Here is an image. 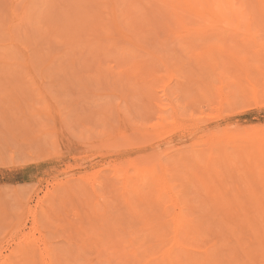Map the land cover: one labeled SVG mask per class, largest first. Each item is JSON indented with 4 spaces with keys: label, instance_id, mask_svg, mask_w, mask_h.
Instances as JSON below:
<instances>
[{
    "label": "rangeland",
    "instance_id": "1",
    "mask_svg": "<svg viewBox=\"0 0 264 264\" xmlns=\"http://www.w3.org/2000/svg\"><path fill=\"white\" fill-rule=\"evenodd\" d=\"M192 1L194 0H0V264H101L104 262V264H121V262L130 264L133 263L131 257L129 259L130 263H127L126 257L123 258L118 253L119 251H125L120 250L122 249L121 245H127L123 242L126 235H124L122 229L129 232L136 229L138 234H141L139 237L143 236L142 238L147 239L144 245L145 248L144 246L141 247V244L140 246H134L135 243L132 245L133 249L136 247L139 255L142 254L139 261L142 262V259H145L146 261L144 262H147L154 256L153 259L158 261L160 259L158 257H163L162 253L167 247L173 246L172 235L175 236V234H172L174 231L171 229L172 231L170 230V234L166 237L167 240L165 239L166 242L162 246L160 245L161 248L156 247L158 250L160 249V251L157 250L158 253L161 252V256H159L160 254L156 256L158 253L156 254V249L153 246L156 245V242L158 244L160 239L155 234L158 233L159 235L161 232L156 233L158 230L155 226L160 225V223H163L162 225L166 223L169 226V219L173 224L174 222H172L170 215L174 213L181 212V215L187 213L192 216L195 212L193 211L194 209L196 214L194 213L195 215L190 216L194 221L188 218L187 222H185L188 227L186 229L189 231L185 232L189 234L185 233V236L182 237V243L183 246L188 243L186 245L187 249L192 245H194L192 249H195L189 248V251H186L184 247V251L179 253L183 255L184 261L180 258L177 263L191 264L192 259H190L189 263L185 259L187 258L186 256L193 255L197 257H192V262L194 261V264H197L196 261L201 260V252L203 251L205 256V253L208 254L206 259L204 257L203 260L208 261L207 258H210L209 264L214 257L216 259L214 264H235L234 260L237 264H264V258L260 257L262 254L261 250L255 247L253 240L251 245V240L249 239V236L252 235H250V228L248 229L249 231L245 228L249 234L246 233L244 229V223L246 222L240 221L242 218L239 217L243 215L247 217V213L252 211V208L249 211L246 210L250 206L246 205L247 203L243 199L251 198L248 187H246L247 184L249 185L248 178L250 177H246L245 174L246 171L252 173L251 169L247 170L246 165L240 163L235 156L233 161L235 158L236 160L233 163L236 164V166L234 165V168L236 167L238 170L236 172V168L234 171L228 169L225 162L219 157V160L214 159L215 155L218 156L219 152L221 153L224 148L235 146L242 148L243 145L246 147L247 144L248 147L249 145L251 147L249 150H253V152L250 151L253 153L251 155L255 157L259 153L257 156H260L259 158L263 160L261 164H264V53L261 52L263 57H259L260 59L258 56L255 59V55H252L255 54L258 48L253 46L254 41H250V38L248 42L246 41L247 39L244 36H247L245 32L247 27H242L241 33H237L236 35L238 36L236 38L233 37L235 35L231 32L229 34L221 30L213 31L211 28L208 32H203L200 26L203 25L202 27H204L205 25L207 27L209 25L207 23L209 21L206 19L208 18L207 14L204 13L205 10H202L205 8L202 7L203 5H195L194 3L197 1L194 3ZM235 1V3L238 2L239 4L245 3L244 0ZM263 1H246V3L249 2L252 5L249 6L247 4L249 8L258 9L259 14H256V16L259 15L260 21L256 17L254 20L260 22L258 26L261 27V30L260 28L258 29L257 23L254 21L256 24L254 23L252 28L258 31H252L256 36L258 33L260 34L261 38H258L259 34L256 38L257 42L259 40V44L264 43ZM82 4L86 5V7L82 8ZM75 5L80 7L78 8ZM73 7L78 9L75 10ZM213 7L211 6V8ZM72 9L76 12V16ZM251 9L248 10L251 12ZM64 10H67V12L65 13ZM70 11L71 14L69 13ZM260 11L263 15L262 18ZM66 20L68 21L67 23H65ZM71 23L76 25L73 26ZM95 24L97 25L95 26ZM184 27L188 29H184ZM248 29L250 30V26ZM71 31L73 32L72 34ZM198 32L201 33L200 36ZM74 35L77 38H74ZM187 35L190 36L188 37ZM240 37L246 39L244 42L246 41L247 46L249 45L248 47L246 46L247 48L244 46L246 43L242 41L243 38ZM261 39L263 40L262 42ZM221 41L225 45L226 43L230 45L232 41L237 42V48L234 42L231 43L229 46L231 51L234 49L233 45L238 51L240 49H238L239 45L246 48L244 51L247 56L251 54L249 57L252 56L253 59L248 57V60H245L246 63L243 61L242 65L239 64L240 67L242 66L241 69L244 68L242 69L243 75L239 73L241 72L240 67L236 63L234 64L233 61L230 62L228 60L226 53L221 52L224 55L223 57L219 50H217L218 52L216 51V48H227L228 45L223 46ZM252 47H255V50ZM209 48H213L214 50L212 51L216 54L214 55L213 53V56H209L212 53ZM208 49L210 50L209 52ZM236 50L232 52L236 53ZM231 51L230 53H232ZM245 53H241L243 54L242 57L246 56ZM208 56L210 58H207ZM221 57L224 61L220 60ZM226 58L228 61H226ZM208 60L212 61V63ZM255 60H257V63ZM220 61L223 62L220 63ZM236 65L237 69L235 68ZM243 76H246V78H243ZM255 81L258 86L254 85L256 84ZM247 84L249 87L252 86L253 89L252 87L249 88ZM242 86L246 87L242 88ZM257 94L260 95L261 99L258 98ZM195 125L196 128L204 130L200 129L204 133L201 134L206 137V132H209V129H215L217 132L221 129L223 131L218 134L220 135L223 132L222 134L228 136L222 138L223 140L219 139L218 144H216V140H213L212 143L210 140L208 141L210 142L208 146L205 143H203L205 146H202L201 143L198 145L193 140L195 139V137L193 138V132L196 130L193 126ZM252 127L257 133L252 130ZM244 128L250 129L245 130ZM237 129H240L244 139L240 133L233 136ZM250 131L255 133L251 134ZM239 135L241 138H234ZM224 140L231 143H227ZM223 141L224 143H222ZM232 142H235V144ZM242 142L244 143L242 144ZM213 144L218 146L214 147ZM219 145L224 146L223 149ZM204 147L209 148L208 152L211 154L213 152L212 156L208 155V153L205 154L204 150L206 152L207 150ZM210 147H212V150H210ZM255 147L257 148L254 149ZM196 149L197 152L198 150L200 152L198 154L202 153L203 156L194 155V153L196 154ZM228 150L230 152L232 148ZM216 151H219L218 154ZM189 152L193 154V158L189 157ZM153 154L156 155L154 156ZM206 155L213 157L211 158L213 161L210 162L216 164L214 165L215 167L212 166V171L216 174V177H214L216 178L215 183L213 181L215 184L213 192H216V195L210 194L213 192L209 187L214 184L211 181L212 184L208 183L210 178L205 174L208 173ZM133 156H135V159L132 158ZM148 156L151 157L149 158ZM196 156L199 158L204 157L205 159H202L204 162ZM143 158L145 160L149 159V165H147L148 161L143 162ZM136 159L142 160H139L141 163H137V167L136 163H132ZM174 160L176 162H173ZM244 160V163L247 162V159ZM127 161L131 162L128 166L126 165ZM248 163L245 164L248 165ZM114 169L117 171H114ZM118 169L121 172H118ZM127 170L130 171L127 172ZM138 170L139 173L140 170L141 172L143 171V175L144 171H146L145 176L147 175L148 178L145 176L143 178L142 176L141 179ZM152 171H154V174H152ZM122 173L125 174L124 180ZM157 173L158 175H155ZM238 176L240 179H238ZM163 177H165L170 187L175 183V186L171 189L176 191L172 193L171 190L170 193L173 197H170V201H173L174 198L176 201V198H178V203L177 201L171 203L169 199L166 200L163 197L162 201H159L157 203L158 206H156L155 202L158 198L156 196L161 192V180ZM125 178L128 180L127 184L130 187L125 184ZM204 178H208V180ZM129 179H131V182ZM144 179L146 180L143 181ZM204 180L208 181V185L204 184ZM257 184L254 187L263 196L264 189L261 184L264 185V182L260 183L261 187L259 182ZM125 185L128 186V189L125 188ZM225 186L226 188H224ZM229 189L230 191L233 190L234 195L236 194L234 192L236 189V191L238 190V195L244 196L241 197L239 195V198H236L237 195L232 198L233 203L245 201V204H243L248 207L245 208L241 204V209L240 205H235V203L234 206H225V202H232L231 197L234 196ZM126 190L128 193L125 192ZM137 190L139 191L137 192ZM49 192L50 194H48ZM54 192H57L58 195ZM148 192L151 193L149 194ZM227 192L228 195L231 194L232 196L229 197L226 194ZM129 193L131 196L130 200H134L133 202L131 201L133 206H129L130 204L126 203L127 199L124 197V194L127 195ZM244 193L247 194V197ZM174 194H176L175 197ZM165 196L168 197V194ZM211 196L215 197L213 199L216 201H214V204ZM240 197L243 200H239L241 199ZM220 198L222 201L224 200V203L220 201ZM217 200L224 204H222L223 207L219 201L217 206H220H215ZM148 201L151 204H148ZM179 202L180 204L182 202L183 207ZM199 203L200 208H197ZM104 206L110 208V210L107 208L108 213ZM212 207L219 209H224L225 207L226 210L224 209V211L228 210L224 212L222 209V213L218 209V212H220L218 213L216 210L218 215L215 214L216 216H219L220 213L221 216L224 215L220 217L223 220L225 218L226 221L224 222L226 223L221 218L222 222L217 218L219 220L218 223H216V219L210 220L209 216H212L211 212L214 210ZM181 208H184L183 213ZM188 209L193 213L188 212ZM199 209L209 216L205 215L204 217V213ZM205 209H209L211 211L210 214ZM165 210H168L166 211L168 213L167 218L164 217L160 223H154L153 228L152 222H149L152 219L153 212L162 213ZM242 210L243 215L239 214L242 213ZM214 212L215 210L212 213ZM230 212L233 216L237 215V218L235 216L228 217ZM108 214H111L112 218ZM196 216L200 219L196 221V223L198 220L200 221L197 224L198 226L195 225ZM39 219L40 221H38ZM109 219H112L114 223L116 221L115 225L111 220L107 221ZM235 220H237V223ZM188 221L190 223L193 222L194 225L193 223H188ZM228 221L232 223H228ZM201 223L204 225H202L203 228ZM213 223L218 224L220 229ZM172 224H170L171 227L173 226ZM205 224H208V226ZM126 225L127 227L129 226L130 230L124 227ZM210 225L214 226L210 227ZM41 226L45 229L43 228V230ZM148 227H151V229L147 230ZM197 227L199 233L196 230ZM166 228L165 231L169 230ZM138 229L143 230L140 232ZM187 237L190 238L188 239ZM200 238L202 239L200 240ZM217 239L223 240L217 241ZM127 240L128 238L126 237L125 241L127 242ZM140 240L142 239L140 238ZM140 240L137 239L136 243H139ZM168 240L172 242V245H167ZM152 242L155 245H152L153 250L150 249L151 255H148L149 252L147 253L145 250L151 247L150 243ZM238 242H240V246L237 244ZM245 242L246 244H244ZM225 243H229L228 245L231 248L228 245L226 246ZM32 244L35 245L32 246ZM245 245L248 255H251L249 257L247 253L244 254ZM248 245H251L250 247L252 248ZM211 246L213 251L208 248ZM24 247L27 248L24 249L25 251L22 250ZM216 247H218L217 250L219 252L214 251ZM141 248H143V251ZM17 249L18 251L16 252ZM197 249L201 251L198 252ZM225 249L235 254L231 257L230 255L232 254L229 252L227 254ZM19 250H21L22 255ZM112 250L116 253L113 254ZM239 250L241 253L238 252ZM249 251L251 254H249ZM11 252L16 254L14 253V255ZM183 252H186L185 255ZM214 252L218 255H224V257L227 256L230 260L228 259V261L227 258L220 256V259H223L220 262L219 256L217 254L214 255ZM242 253L246 255L244 256L245 258L241 255ZM158 262L159 264L161 263L160 261ZM202 264H204V261Z\"/></svg>",
    "mask_w": 264,
    "mask_h": 264
},
{
    "label": "bare ground",
    "instance_id": "2",
    "mask_svg": "<svg viewBox=\"0 0 264 264\" xmlns=\"http://www.w3.org/2000/svg\"><path fill=\"white\" fill-rule=\"evenodd\" d=\"M37 1V0H36ZM195 1H199L198 3L196 2V3H194ZM238 1V0H237ZM245 1V3H246V1L247 0H244ZM249 1V0H248ZM257 1V0H256ZM263 1V0H262ZM58 2V1H57ZM77 2V1H76ZM81 2V1H80ZM195 5L196 4H198L199 6L200 5H203L202 7H204L205 9H202V10H205L204 11V13H206L207 14V17L208 18H206L209 22H207V23H209V25L206 27L205 25H204V27H202V26H200L201 27V29H202V31L203 32H205L206 33V31L208 32V30H211V29H213V31L214 30H216V31H225L224 33H226V32H228L229 34H230V32L231 33H233L235 36H233V34H232V36L234 37V38H236V36H238V35H236L237 33L239 34V33H241V28L242 27H247L246 29L247 30H245V32H246V34H247V36H244V37H246V39L245 38H243V37H240V38H243L242 39V41L244 42V40H246L247 42H248V39L250 38V41H254V43H255V45H254V43H253V46H255L256 48H258L257 50H256V52H255V54H252V55H255V59H256V57L258 56V58L260 57L261 58V56L263 55H261V52H263L264 53V43L263 44H259V40H258V42H257V36H258V34H257V36L256 35H254L253 34V31L252 30H255V29H253L252 28V26H253V24L256 22L254 19H255V17H256V19H258L259 20V15L258 16H256V14H259L258 13V9H256V10H254L255 8L253 7H250L249 8V6H252V5H250L249 4V2L248 3H244V4H242V3H235L236 1L234 0H194V1H192ZM200 2H201V4H200ZM202 2H203V4H202ZM243 2V1H242ZM251 2V1H250ZM255 2V1H254ZM264 2V1H263ZM263 2H261V3H263ZM113 3H114V1H113ZM211 3H213V4H211ZM252 3V2H251ZM256 3V2H255ZM75 4V3H74ZM74 4H73V6H74ZM84 4V3H83ZM82 4V5H83ZM87 4V3H86ZM103 4V3H102ZM126 4V3H125ZM225 4H227V5H225ZM239 4V5H238ZM249 6H248V5ZM259 4V3H258ZM40 5V4H39ZM56 5H58V4H56ZM119 5H120V3H119ZM197 5V6H198ZM246 5H247V7H246ZM64 6V5H63ZM76 6V5H75ZM117 6V5H116ZM211 6L213 7V8H211ZM41 7V6H40ZM76 7H78V6H76ZM80 7V6H79ZM78 7V8H79ZM84 7H86V5L84 6L83 5V7L82 8H84ZM124 7V6H123ZM158 7V6H157ZM201 7V8H202ZM209 7H210V9H209ZM260 7V6H259ZM34 8V7H33ZM52 8V7H51ZM69 8V7H68ZM74 9H75V7H73ZM78 8H76V9H78ZM133 8V7H132ZM252 8V9H251ZM58 9V8H57ZM75 9V10H76ZM101 9H102V7H101ZM248 9H251V12L248 10ZM264 9V8H263ZM17 10V9H16ZM54 10V9H53ZM73 10V9H72ZM86 10V9H85ZM89 10V9H88ZM136 10V9H135ZM226 10H227V12H226ZM252 10H253V13H252ZM259 10H261V8H259ZM65 11V10H64ZM92 11V10H91ZM129 11V10H128ZM197 11H199V10H197ZM229 11V12H228ZM247 11H248V13H247ZM262 11V10H261ZM261 11H260V14H261V18L263 17V15H262V13H261ZM67 12V10L65 11V13ZM73 12H74V15L76 14V12L73 10ZM80 12V11H79ZM88 12V11H87ZM137 12V11H136ZM224 12H225V15H224ZM70 14H71V11L69 12ZM94 13V12H93ZM110 13V12H109ZM112 13V12H111ZM119 13V12H118ZM117 13V14H118ZM123 13V12H122ZM227 13H229L228 15H227ZM255 13V14H254ZM24 14V13H23ZM81 14V13H80ZM89 14V13H88ZM143 14H145V13H143ZM165 14V13H164ZM231 14H232V16H231ZM252 16H251V15ZM25 15V14H24ZM66 15V14H65ZM73 15V16H74ZM82 15H85V14H82ZM87 15V14H86ZM121 15V14H120ZM129 15V14H128ZM235 15V16H234ZM253 15H255V16H253ZM72 16V18L74 19V17ZM76 16V15H75ZM109 16V15H108ZM123 16V15H122ZM132 16V15H131ZM138 16V15H137ZM249 16H251V17H249ZM64 17V16H63ZM82 17V16H81ZM94 17V16H93ZM254 17V18H253ZM89 18V17H88ZM92 18V17H91ZM118 18V17H117ZM126 18V17H125ZM132 18H133V16H132ZM136 18V17H135ZM253 18V19H252ZM17 19V18H16ZM73 19H71V20H73ZM86 19V18H85ZM94 19V18H93ZM116 19V18H115ZM123 19V18H122ZM95 20H96V18H95ZM132 20V19H131ZM38 21V20H37ZM75 21V20H74ZM130 21V20H129ZM255 21V22H254ZM260 21V20H259ZM61 22V21H60ZM68 21L66 20L65 21V23H67ZM77 22V21H76ZM135 22V21H134ZM64 23V24H65ZM79 23V22H78ZM89 23V22H88ZM88 23H87V25H88ZM109 23V22H108ZM117 23V22H116ZM257 23V25L256 26H258V24L260 25V22H256ZM255 23V24H256ZM50 24V23H49ZM62 24V23H61ZM74 24V23H73ZM72 23H71V25H73ZM82 24V23H81ZM93 24V23H92ZM103 24V23H102ZM222 24H226V25H222ZM246 24V26H244ZM261 24H263L262 22H261ZM66 25H68V24H66ZM76 25V24H75ZM75 25H73V26H75ZM83 25V24H82ZM97 24H95V26H96ZM198 25V24H197ZM63 26V25H62ZM93 26V25H92ZM250 26V30L248 29V27ZM53 27V26H52ZM84 27V26H83ZM85 27H86V25H85ZM98 27V26H97ZM206 27V28H205ZM66 28V27H65ZM78 28V27H77ZM91 28V27H90ZM100 29H101V27H99ZM103 28V27H102ZM128 28V27H127ZM185 28H187V27H184V29ZM211 28V29H210ZM260 28V30H261V27L260 26H258V29ZM68 29V28H67ZM86 29V28H85ZM87 29H89V28H87ZM94 29V28H93ZM97 29V28H96ZM188 29V28H187ZM194 29V28H193ZM245 29V28H244ZM64 30V29H63ZM83 30V29H82ZM97 30H99V29H97ZM135 30V29H134ZM138 30V29H137ZM140 30V29H139ZM259 30V31H260ZM190 31H191V29H190ZM195 31V30H194ZM197 31H199V30H197ZM256 31V30H255ZM258 31V30H257ZM256 31V32H257ZM70 32V31H69ZM88 32V31H87ZM95 32V31H94ZM185 32V31H184ZM189 32V31H188ZM202 32V33H203ZM256 32H255V34H256ZM73 32L71 31V34H72ZM83 33H86V32H83ZM96 33H98V32H96ZM182 33V32H181ZM186 33H187V31H186ZM194 33V32H193ZM199 33V32H198ZM223 33V32H222ZM88 34V33H87ZM93 34V33H92ZM95 34V33H94ZM133 34V33H132ZM190 34V33H189ZM81 35V34H80ZM201 35V33H199V36ZM223 35V34H222ZM84 36V35H83ZM88 36V35H87ZM136 36V35H135ZM188 37L190 36V35H187ZM202 36H204V35H202ZM231 36V35H230ZM197 37H198V35H197ZM260 37V34H259V36H258V38ZM263 37H264V35H263ZM262 37V38H263ZM74 38H77V37H75V35H74ZM73 38V39H74ZM79 38V37H78ZM84 38V37H83ZM138 38V37H137ZM195 38V37H194ZM261 38V37H260ZM85 39V38H84ZM232 39V38H231ZM87 40V39H86ZM235 40H237V39H235ZM264 40V39H263ZM262 39H261V42L263 41ZM75 41V40H74ZM77 41V40H76ZM224 41V40H223ZM223 41H221L222 43H223ZM226 42H227V40H225ZM230 41V40H229ZM242 41H240L239 40V42H241L242 43ZM244 42V43H246V45H244L245 47L247 46V42ZM232 42H234V41H232ZM232 42H230V45H231V43ZM238 42V43H239ZM235 43V42H234ZM237 43V42H236ZM236 43L234 44L235 45V47H236ZM250 43V42H249ZM225 45V43H223V46ZM228 45V46H227ZM229 44H227L226 43V45L225 46H227V48L226 47H224V48H222V49H217L216 48V51L217 50H219V53H221V52H224V53H226L227 55L226 56H228L227 58H228V60L230 61V62H234V64L236 63L239 67H240V65L239 64H241V63H243V61H245V60H248V57H249V55H251V54H249V52H247L249 55L247 56V54L245 53V51L244 50H246V48L249 46H247L245 49L242 47V46H239L238 45V51L236 50V48L234 47V45H233V50L235 51H237L236 53H233L232 51H231V47H229L230 46ZM241 45H243V44H241ZM84 46V45H83ZM255 47H252L253 48V50H255L254 48ZM210 49V48H209ZM208 49V52L211 50H214L213 48L212 49H210L209 50ZM250 49V48H249ZM241 50V51H240ZM184 51H186V50H184ZM229 51V52H228ZM230 51L233 53V55H232V53H230ZM243 51V52H242ZM260 53H259V52ZM207 52V51H206ZM207 52V53H208ZM218 52V51H217ZM213 51H212V53L211 54H209V56H213ZM241 53H245V55L247 56H244V57H242L243 56V54H241ZM260 54V55H258V54ZM216 53H214V55H215ZM218 55V54H217ZM221 55H223V53H221ZM205 56V55H204ZM207 57V58H210V57ZM225 56V57H226ZM218 57H219V55H218ZM223 57H224V55H223ZM263 57V56H262ZM200 58V57H199ZM227 58H226V61H228L227 60ZM249 58H252V56L251 57H249ZM259 58V59H260ZM212 59H214V58H212ZM218 59V58H217ZM253 59V58H252ZM259 59H257V60H259ZM263 59V58H262ZM199 60V59H198ZM220 60H223L224 61V59H222V57H221V59ZM257 60H255V62L257 61ZM202 61H203V59H202ZM206 61V60H205ZM209 61V60H208ZM223 61H220V63H222ZM250 61V60H249ZM204 62V61H203ZM209 62H211L212 63V61H209ZM253 62V61H252ZM260 62H261V60H260ZM229 63V62H228ZM245 63H246V61H245ZM244 63V64H245ZM249 63V62H248ZM251 63V62H250ZM257 63V62H256ZM197 64V63H196ZM259 64V63H258ZM237 65H236V69H237ZM242 65V64H241ZM213 66V65H212ZM219 66V65H218ZM246 66L248 67V65L246 64ZM255 66V65H254ZM230 67V66H229ZM242 67V66H241ZM241 67H240V70H241V72H239V73H242L243 71H242V69H244V68H242L241 69ZM251 67H252V65H251ZM256 67V66H255ZM217 68V67H216ZM218 68H220V67H218ZM223 68H225V67H223ZM234 69V68H233ZM248 69V68H247ZM261 69V68H260ZM246 70V69H245ZM251 70V69H250ZM258 70V69H257ZM221 71H222V69H221ZM226 71H227V69H226ZM226 71H224V72H226ZM262 72V71H261ZM221 73V72H220ZM244 73H245V71H244ZM260 74V73H259ZM225 75V74H224ZM242 75H243V73H242ZM246 75V74H245ZM250 75V74H249ZM253 75V74H252ZM216 76V75H215ZM226 76H227V74H226ZM256 76V75H255ZM221 77V76H220ZM257 77V76H256ZM227 78H228V76H227ZM231 78V77H230ZM236 78V77H235ZM243 78H246V76L244 77L243 76ZM251 79V78H250ZM253 80V79H252ZM261 80V79H260ZM214 81V80H213ZM223 82H225V81H223ZM202 83V82H201ZM255 83L256 84H254V82H253V84L254 85H257V82L255 81ZM259 84V83H258ZM212 85V84H211ZM248 85V84H247ZM204 86V85H203ZM217 86H219V85H217ZM241 86V85H240ZM258 86V85H257ZM256 86V87H257ZM233 87V86H232ZM244 86H242V88H243ZM246 87V86H245ZM244 87V88H245ZM248 87H249V85H248ZM252 86H250L249 88H251ZM255 87V86H254ZM220 88V87H219ZM225 88H226V86H225ZM252 89H253V87H252ZM250 90V89H249ZM242 91V90H241ZM246 91V90H245ZM254 91V90H253ZM258 91H259V88H258ZM218 92V91H217ZM224 92H225V90H224ZM246 92H248V91H246ZM260 92V91H259ZM255 93V92H254ZM228 94H231V93H228ZM250 94V93H249ZM261 94V93H260ZM251 95V94H250ZM253 95V94H252ZM258 95V94H257ZM256 95V96H257ZM230 96H232V95H230ZM260 95H258V98H260L259 97ZM233 97V96H232ZM230 98V97H229ZM257 98V97H256ZM250 99V98H249ZM261 99V98H260ZM226 104V103H225ZM249 104V103H248ZM258 104H260V103H258ZM249 106V105H248ZM226 107V106H225ZM247 109V108H246ZM220 116V115H219ZM193 117V116H192ZM210 118V117H209ZM166 120V119H165ZM163 121H164V119H163ZM207 121V120H206ZM168 124H169V121H168ZM173 124V123H172ZM176 124V123H175ZM205 124V123H204ZM174 125V124H173ZM180 125H181V123H180ZM236 125V124H235ZM237 125H239V124H237ZM164 126H166V125H164ZM178 126V125H177ZM187 126V125H186ZM226 126V125H225ZM230 126V125H229ZM196 128V125L195 126H193V128ZM198 127V126H197ZM227 127V126H226ZM235 127V126H234ZM250 127V126H249ZM262 127V126H261ZM176 129H177V127H175ZM180 128V127H179ZM178 128V129H179ZM184 128V127H183ZM264 128V127H263ZM201 128H196V130L193 132V138L195 137V139H193L194 141H195V143L196 144H198V145H200V143H201V145L202 146H205V144H207V146L209 145V143L211 142H213V140H216V144H218L217 142H219L218 140L219 139H222V138H224V137H226V136H228V135H226V134H222L223 132H221V134L219 135L218 133L220 132V131H223V130H219V132H217V130L215 131V129H209V132H206L207 133V137L206 136H204V135H202V134H204L203 132H201V130H200ZM236 129V128H235ZM245 129V128H244ZM244 129H242V130H244ZM247 129V128H246ZM245 129V130H246ZM250 129V128H249ZM249 129H247V130H249ZM260 129V128H259ZM230 130V129H229ZM252 130H254L255 131V129L252 127ZM163 131H164V129H163ZM202 131H204V130H202ZM206 131H208V130H206ZM226 131V130H225ZM240 129H237V132H235V134H233V136H236V135H238L239 133L242 135V132L240 131ZM264 131V130H263ZM227 132V131H226ZM256 132V131H255ZM255 132H253L252 131V133H255ZM163 133H166V132H163ZM202 133V134H201ZM225 133V132H224ZM245 133V132H244ZM250 133H251V131H250ZM251 133V134H252ZM257 133V132H256ZM143 134V133H142ZM250 134V135H251ZM255 135V134H254ZM128 136V135H127ZM155 136V135H154ZM160 136V135H159ZM196 136H197V138H196ZM244 136H246L245 134H244ZM248 136H249V132H248ZM247 136V137H248ZM256 136V135H255ZM254 136V137H255ZM134 137V136H133ZM232 137V136H231ZM239 137L241 138V136L239 135L238 137H234V138H238L239 139ZM256 137H258V136H256ZM153 138V137H152ZM171 138V137H170ZM242 138L244 139V137H243V135H242ZM263 138V137H262ZM253 139H255V138H253ZM257 139V138H256ZM150 140V139H149ZM200 140V141H199ZM211 140V141H210ZM223 140V139H222ZM251 140V139H250ZM145 141V140H144ZM208 141H210V142H208ZM224 141H226V140H224ZM224 141L222 142V143H224ZM253 141V140H252ZM251 141V142H252ZM227 142V141H226ZM230 142V141H229ZM229 142H227V143H229ZM194 143V142H193ZM203 143H205V144H203ZM221 143V144H222ZM226 143V144H227ZM231 143V142H230ZM232 143H234L235 144V142H232ZM244 142H242V144H243ZM139 144V143H138ZM214 145L213 144V146L214 147H217L218 145ZM237 145H238V143H236ZM252 144V143H251ZM133 145V144H132ZM140 145V144H139ZM143 145V144H142ZM223 145V144H222ZM222 145H219L220 147L222 146ZM230 145H232V144H230ZM240 145V144H239ZM188 146V145H187ZM187 146H186V149H187ZM192 146V145H191ZM206 146V147H207ZM212 146V147H213ZM224 146L226 147V145L224 144ZM224 146H222V149H223V147ZM229 146V145H228ZM242 146V145H241ZM263 146V145H262ZM261 146V147H262ZM185 147V146H184ZM196 147V146H195ZM206 147H204V148H206ZM212 147H210V150H212ZM213 147V148H214ZM165 148H166V146H165ZM183 148V147H182ZM191 148V147H190ZM189 148V149H190ZM203 148V149H204ZM231 149L232 148V153H231V151L229 152V150L228 149ZM248 148V149H247ZM249 148H251L250 147V145H249V147H248V145L246 144V147L243 145V147L242 148H239L238 146H235V147H228V148H224L222 151H221V153L219 152V154H221V155H219L218 154V152L216 151V153L218 154V156L217 155H215V160L216 159H218V157L220 158V159H222V161H224L225 162V164L227 165V167H228V169H231L232 171H234V169L236 168H234V165L236 166V164H234L233 162L236 160V158L239 160V162L240 163H242V164H244V165H246L245 167H247V170L248 169H251L250 171L252 172V173H248V171H246V168H245V174H246V177L247 176H249L250 178H248V182H249V185L247 184V186L246 187H248V191H249V196H251V198L249 197V198H247V200L245 199V198H243L245 201H246V205H248V206H250L249 207V209H246V210H251L250 208H252V211L251 212H248L247 213V217H244V215H243V210H242V213H239L238 211H237V213H239V214H242L243 216L241 217V216H239L240 218H242L240 221H244V222H246V223H244V229L245 228H247V230L250 228V235L251 236H249V239L251 240H249L250 242H251V245H252V242L254 241V245H255V247H257L258 248V250L260 249L261 250V252H262V254H261V256L260 257H262V258H264V195L262 196V195H260L259 194V192L257 191V189H255L256 187H254V185H256L258 182H259V186H260V183H262V182H264V164H261L262 163V159L261 158H259L257 155H259V153L257 154V155H255V157H253V155H251V154H253V153H251V152H253V150L251 151V149L249 150ZM257 147H255L254 149H256ZM184 149V148H183ZM192 149V148H191ZM209 149V148H208ZM208 149L206 148V150H207V152L204 150V152H205V154L206 153H208V155H211L212 156V154H213V152H212V154L210 153V152H208ZM217 149V148H216ZM263 149V148H262ZM166 150V149H165ZM179 150V149H178ZM182 150V149H181ZM218 150H219V148H218ZM160 151V150H159ZM180 151V150H179ZM215 151V150H214ZM251 151V152H250ZM186 152L188 153V151L186 150ZM185 152V153H186ZM263 152H264V150H263ZM262 152V153H263ZM152 153V152H151ZM150 153V154H151ZM198 153H200L199 152V150H198V152H197V149H196V154L194 153V155H197ZM210 153V154H209ZM121 154V153H120ZM119 154V155H120ZM161 154H163V153H161ZM189 154H190V152H189ZM154 155V154H153ZM156 155V154H155ZM154 155V156H155ZM160 155V154H159ZM192 153L190 154V156L189 157H191V158H193L192 157ZM200 155V157H201V155H202V153L201 154H198V156ZM208 155H206V160L208 161V173H205L206 175H207V177L208 178H210L209 180H208V178H204V179H207L208 181H205L204 180V184H206V185H208L207 184V182L208 183H213V181H214V183H215V180H216V178H214V177H216V174H214V172L212 171V168L213 167H215L214 165H216V164H212L213 162H210V161H213V159H211V158H213V157H210V156H208ZM131 156V155H130ZM164 156V155H163ZM175 156V155H174ZM198 156H196L199 160L201 159H203V158H199ZM203 156V155H202ZM217 156V157H216ZM234 156L236 157L235 158V160L233 161V159H234ZM149 157V156H148ZM151 157V156H150ZM149 157V158H150ZM162 157V156H161ZM165 157V156H164ZM132 158H134L135 159V156H133ZM157 158V157H156ZM164 159V158H163ZM205 159V158H204ZM211 159V160H210ZM244 159H247L246 161L247 162H245V163H248V165L247 164H245L244 163ZM264 159V158H263ZM119 160V159H118ZM127 160H128V158H127ZM130 160V159H129ZM139 160L140 159H136V160H133L132 161V163H136V167H137V163H141V162H139ZM142 160H144L143 162L145 163V162H147L148 161V164L147 165H149V159L148 160H145L144 158L142 159ZM142 160H140V161H142ZM156 160V159H155ZM191 160V159H190ZM194 160V159H193ZM192 160V161H193ZM205 160V161H206ZM219 160V159H218ZM217 160V161H218ZM126 161V160H125ZM131 161V160H130ZM161 161V160H160ZM171 161H172V158H171ZM198 161V160H197ZM203 161V160H202ZM119 162V161H118ZM128 162V161H127ZM173 162H176L175 160L173 161ZM196 162V161H195ZM204 162V161H203ZM131 162H128V163H126V165L128 166V164H130ZM209 163H211V164H209ZM158 164V163H157ZM171 164V163H170ZM224 164V163H223ZM168 165V164H167ZM172 165V164H171ZM209 165H211V166H209ZM158 166V165H157ZM198 166V165H197ZM213 166V167H212ZM240 166V165H239ZM131 167H133V166H131ZM168 167V166H167ZM171 167V166H170ZM174 167V166H173ZM241 167V166H240ZM149 168V167H148ZM179 168V167H178ZM177 168V169H178ZM135 169V168H134ZM174 169V168H173ZM182 169V168H181ZM219 169V168H218ZM227 169V170H228ZM148 170V169H147ZM175 170V169H174ZM236 170H237V168L235 169V172H236ZM242 170V169H241ZM109 171V170H108ZM107 171V172H108ZM114 171H117V170H115L114 169ZM126 171V170H125ZM124 171V172H125ZM130 171V170H129ZM128 170H127V172H129ZM176 171V170H175ZM181 171V170H180ZM190 171H193V170H190ZM226 171V170H225ZM238 171V170H237ZM240 171V170H239ZM118 172H121V171H119V169H118ZM145 172L146 171H144V175H143V171L141 172V170H140V173H139V170H138V173H139V175H141V179H142V176H143V178H144V176H145ZM164 172V171H163ZM172 172H174V171H172ZM234 172V173H235ZM156 173V172H155ZM171 173V172H170ZM229 173V172H228ZM117 174V173H116ZM120 174V173H119ZM127 174V173H126ZM152 174H154V171H152ZM166 174V173H165ZM175 174V173H174ZM177 174H179V173H177ZM238 174H240V173H238ZM243 174V173H242ZM242 174H241V176H242ZM122 175H123V180H124V175L125 174H123L122 173ZM121 175V176H122ZM135 175V174H134ZM138 175V174H137ZM136 175V176H137ZM155 175H158V173L157 174H155ZM164 175V174H163ZM251 175V176H250ZM127 176V175H126ZM166 176H167V174H166ZM191 176V175H190ZM210 176V177H209ZM234 176V175H233ZM253 176V177H252ZM133 178H134V176H132ZM146 178H148V176L146 175L145 176ZM154 177V176H153ZM176 177V176H175ZM223 177V176H222ZM237 177V176H236ZM236 177H234V178H236ZM239 177V176H238ZM253 178V180H252V178ZM256 177H257V179H256ZM127 179H128V177H126ZM125 178V184H127V179ZM152 178V177H151ZM157 178V177H156ZM168 178H169V176H168ZM167 178V179H168ZM229 178V177H228ZM227 178V179H228ZM117 179V178H116ZM150 179V178H149ZM155 179V178H154ZM172 179V178H171ZM180 179V178H179ZM221 179V178H220ZM238 179H240V177L238 178ZM115 180V179H114ZM130 180V182H131V179H129ZM146 179H144L143 181H145ZM148 180V179H147ZM156 180V179H155ZM158 180V179H157ZM161 180V179H160ZM168 180H170V179H168ZM178 180V179H177ZM228 180H230V179H228ZM245 180V182H247L246 181V179H244ZM117 181V180H116ZM159 181V180H158ZM171 181V180H170ZM170 181H169V183H170ZM172 181H175V180H172ZM201 181V180H200ZM211 181V182H210ZM218 181V180H217ZM231 181V180H230ZM120 182V181H119ZM124 182V181H123ZM147 182V181H146ZM161 182H162V184H161V189H160V191L161 192H159L160 194H158V196H156V197H158L157 199H156V202L155 201H153V202H155V204H157L159 201H162V199H163V197H165L164 199H166V200H168L169 199V201H170V199L173 197L172 195H171V188L173 187V186H175V183H173L174 185H172V187H170V185L168 184V182H167V180L165 179V177H163V179L161 180ZM196 182V181H195ZM225 182V181H224ZM229 182V181H228ZM241 182V181H240ZM122 183V182H121ZM145 183V182H144ZM155 183V182H154ZM211 183V184H212ZM213 183V184H214ZM219 183V182H218ZM238 183V182H237ZM253 183H255V184H253ZM130 184V183H129ZM138 184H139V182H138ZM211 184H209V185H211ZM220 184V183H219ZM105 185V184H104ZM128 185V184H127ZM125 185V188H127L128 189V186L130 187V185ZM159 185V184H158ZM158 185H155V186H158ZM218 185V184H217ZM240 185V184H239ZM258 185V184H257ZM256 185V186H257ZM118 186V185H117ZM127 186V187H126ZM131 186H132V184H131ZM213 186H215V184L214 185H212L211 187H209V189L211 190L212 189V192H213ZM261 186L263 187V189H264V185H262L261 184ZM260 186V187H261ZM114 187V186H113ZM123 187H124V185H123ZM123 187H122V189H123ZM134 187H135V185H134ZM142 187V186H141ZM207 187V186H206ZM205 187V189H207ZM219 187V186H218ZM223 188V187H222ZM221 188V189H222ZM224 188H226V186L224 187ZM114 189H116V188H114ZM132 189H134V188H132ZM143 189V188H142ZM215 189H217V188H215ZM220 189V190H221ZM238 189V188H237ZM262 189V188H261ZM124 190V189H123ZM135 190V189H134ZM232 190V189H231ZM241 190V189H240ZM131 191V190H130ZM139 190H137V192H138ZM151 191H153V189H151ZM154 191H155V189H154ZM174 190H172V193H175V191L173 192ZM216 191V190H215ZM218 192H219V190H217ZM229 191H230V189H229ZM238 191V190H237ZM237 191H236V189H235V191L234 192H236V194L234 195V193H233V190L232 191H230V192H232L233 194L232 195H234L233 197H231L232 195L230 194V192H229V194L230 195H228V192L226 193L229 197H231V200H232V198H234V197H236L238 194H237ZM245 191V190H244ZM112 192V191H111ZM125 192H127V190L125 191ZM131 192H133V191H131ZM130 192V193H131ZM156 192V191H155ZM154 192V193H155ZM191 192V191H190ZM207 192V191H206ZM206 192H204V193H206ZM240 192V191H239ZM242 192V191H241ZM55 194H57L58 195V193L57 192H54ZM128 193V192H127ZM130 193L129 194H124L125 196L124 197H126V203L129 205V206H133L132 205V202L134 201H132V200H130V198H131V196H130ZM134 193V192H133ZM146 193V192H145ZM149 193V192H148ZM151 193V192H150ZM149 193V194H150ZM193 193V192H192ZM220 193V192H219ZM260 193H262V192H260ZM48 194H50V192L48 193ZM54 194V195H55ZM115 194H116V191H115ZM166 194H168V197H166L165 195ZM178 194V193H177ZM185 194V193H184ZM210 194H215L216 195V192L214 193H210ZM245 194V193H244ZM263 194V193H262ZM52 195V194H51ZM50 195V196H51ZM132 196H133V194H131ZM135 195V194H134ZM190 195V194H189ZM223 195V194H222ZM224 195H225V193H224ZM240 195V194H239ZM239 195L236 197V198H239ZM94 196V195H93ZM137 196V195H136ZM135 196V197H136ZM154 196V195H153ZM176 196V194H174V197ZM219 196H221V195H219ZM241 196V195H240ZM243 196V195H242ZM241 196V197H242ZM245 196L247 197V194H245ZM53 197V196H52ZM138 197V196H137ZM171 197V198H170ZM179 197V196H178ZM211 197H213V196H211ZM210 197V198H211ZM225 197H227V196H225ZM228 197V198H229ZM240 197V198H241ZM244 197V196H243ZM46 198H47V196H46ZM58 198V197H57ZM59 198H60V196H59ZM58 198V199H59ZM70 198V197H69ZM83 198V197H82ZM193 198V197H192ZM209 198V199H210ZM227 198V199H228ZM44 199V198H43ZM175 199V198H174ZM173 199V201H175ZM177 200V203H178V198H176ZM194 199V198H193ZM206 199V198H205ZM213 199H215V197H213V198H211V200H213ZM217 199V198H216ZM218 199H219V197H218ZM242 198L241 199H239V200H243ZM89 200V199H88ZM165 200V201H166ZM195 200V199H194ZM230 200V199H229ZM132 201V202H131ZM172 200L170 201L171 203L173 202ZM175 201V202H176ZM180 201V200H179ZM197 202H198V200H196ZM195 201V202H196ZM215 200H213L212 202H213V204L216 202H214ZM219 200H217V203L215 204V206H217V204L220 202V201H222L221 200V198H220V201L218 202ZM224 201V200H223ZM222 201V202H223ZM244 201V202H245ZM40 202V201H39ZM65 202V201H64ZM71 202V201H70ZM140 202V201H139ZM169 202V203H170ZM183 202V201H182ZM182 202H181V204H180V202H179V204L182 206ZM188 202V201H187ZM208 202H210V201H208ZM244 202H242V201H237V202H234L235 203V205L236 204H239L240 205V207L243 205V207H245V208H247L246 206H244ZM189 204H190V202H188ZM211 203V202H210ZM224 203V202H223ZM222 203V204H223ZM226 203V205L225 206H227V205H229V206H234V203H233V200H232V202H225ZM232 203H233V205H232ZM244 203V204H243ZM65 204V203H64ZM97 204V203H96ZM145 204V203H144ZM148 204H151V203H149V201H148ZM164 204V203H163ZM163 204H161V205H163ZM168 204V203H167ZM176 204V203H175ZM187 204V203H186ZM206 204V203H205ZM212 204V203H211ZM212 204V205H213ZM222 204H221V202H220V205L222 206ZM242 204V205H241ZM173 205V204H172ZM192 205V204H191ZM199 206H197V208H200V203L198 204ZM211 205V206H212ZM220 205H218L217 207H219ZM224 205V204H223ZM238 205V206H239ZM113 206V205H112ZM156 206H158V204L156 205ZM155 206V207H156ZM174 206V205H173ZM180 206V207H181ZM196 206V205H195ZM205 206V205H204ZM229 206H228V208H229ZM150 207V206H149ZM152 207H153V205H152ZM165 207V206H164ZM175 207H177V206H175ZM179 207V208H180ZM183 207V206H182ZM202 207V206H201ZM206 207V206H205ZM209 207H210V205H209ZM223 207V206H222ZM221 207V208H222ZM239 207V208H240ZM56 208V207H55ZM87 208V207H86ZM106 207L104 206V209H105ZM107 208H109V207H107ZM106 208V212L108 211V209ZM196 208V207H195ZM196 208V209H197ZM231 208V207H230ZM161 209V208H160ZM182 209V208H181ZM189 209L191 210V208L189 207ZM188 209V210H189ZM192 209H194V208H192ZM202 210H203V208H201ZM212 209H214L215 210V212L214 213H212L211 211H209V209H205L206 210V212H207V210L209 211V214H210V212H211V215L212 216H209V215H206L204 212H202L200 209V211L202 212V213H204V217H205V215L206 216H209L210 217V220L212 219H216L217 221H216V223H218L219 222V220L221 221V217H223L224 215H220L219 214V216H216V215H218V213L220 212H218V209L219 208H215V207H212ZM211 208H210V210H212ZM223 209V208H222ZM222 209H219V210H221V212H222ZM224 209L226 210V208L224 207ZM224 209H223V211H224ZM235 209V208H234ZM233 209V210H234ZM241 209H242V207H241ZM241 209H240V211H241ZM109 210H110V208H109ZM116 210V209H115ZM159 210V209H158ZM183 210H184V208L182 209V213H183ZM190 210L188 211V212H190ZM216 210H217V212H216ZM245 210V211H246ZM113 211V210H112ZM112 211H110V212H112ZM166 211H168V210H165V211H161L162 213H160V212H158V213H154V212H156V211H154L153 212V214H152V219H150L151 221H149V222H152V227H153V224L154 223H156V222H162V220L164 219V217H166L167 218V212ZM185 211H187V210H185ZM193 211H195L194 213L196 214V210L194 209ZM228 211V210H227ZM227 211H224V212H227ZM233 212V211H232ZM108 213V212H107ZM147 213V212H146ZM181 213V212H180ZM179 212L178 213H174V214H172V215H170L171 216V218H172V222H174L173 224L171 223V220L169 221L168 220V222L170 223V224H172L173 226L171 227L170 226V224H169V226L166 224V223H164L165 225H167L168 226V228H166L167 226H165V225H162L163 223H160V225L158 224V225H156L155 227L157 228V230L158 231H156V233L157 232H161V234H159L158 235V233L157 234H155L157 237H158V239H160V242L157 244V242H156V245H155V243H150L151 244V247H148V248H146V250L145 251H147V253L150 251V249H152L153 250V247H154V249H156V254L158 253V251H160V249L158 250L157 248H159L160 247V245L162 246L166 241H165V239H166V237H168V234H170L169 232H170V230L171 229H173V233L172 234H175V236L174 235H172L173 236V246H171L170 248L169 247H167V249L166 248H164V249H166L163 253H162V258L161 257H158V258H160L158 261H160L161 263L160 264H176L177 263V261L181 258L182 260H183V255H180L179 253H181V251H184V250H188L189 248L190 249H192V247L194 246V245H192L191 247L189 246V248L187 249V247H186V245H188V243L187 244H184L185 246H183V243H182V240H183V236H185V233H188L189 231L187 230L188 229V227H187V225H185V222H187V219L189 218H191L193 215H195L193 212H190V213H193V215L191 216V214H190V216L187 214V213H185V214H180ZM198 213V212H197ZM201 213V214H202ZM223 213V212H222ZM102 214V213H101ZM114 214V213H113ZM136 214V213H135ZM151 214V213H150ZM200 214V213H199ZM213 214H214V218H213ZM216 214V215H215ZM229 214V213H228ZM235 214H236V210H235ZM93 215V214H92ZM104 215V214H103ZM109 216L111 215V214H108ZM107 215V216H108ZM142 215V214H141ZM140 215V216H141ZM166 215V216H165ZM226 215H227V213H226ZM245 215H246V213H245ZM98 216V215H97ZM106 216V217H107ZM148 216V215H147ZM189 216V217H188ZM199 216V215H198ZM221 216V217H220ZM231 216H233V214L231 215V212H230V215L228 216V217H231ZM235 216V215H234ZM233 216V217H234ZM237 216V215H236ZM235 216V217H236ZM104 217H105V215H104ZM111 218H112V215L110 216ZM121 217V216H120ZM201 217V216H200ZM225 217H227V216H225ZM238 217V218H239ZM113 218H114V216H113ZM115 218H116V216H115ZM132 218V217H131ZM141 218H142V216H141ZM147 218V217H146ZM195 218V217H194ZM219 220H218V219ZM221 218V219H220ZM237 218V217H236ZM235 218V219H236ZM244 218V219H243ZM246 218V219H245ZM102 219V218H101ZM104 219V218H103ZM129 219V218H128ZM138 219V218H137ZM193 221H194V219L193 218H191ZM197 219H199V217H197L196 216V219H195V225H197V224H199L198 222H200L199 220H198V222L196 223V221H197ZM229 219V218H228ZM231 219V218H230ZM112 221V219H109V220H107V221ZM116 220H117V218H116ZM141 220V219H140ZM153 220V221H152ZM191 220V221H192ZM206 221H207V219H205ZM211 220V221H212ZM223 220V219H222ZM38 221H40V219L38 220ZM136 221V220H135ZM146 221V220H145ZM202 221V220H201ZM224 221H226L225 220V218H224V220H223V222ZM236 221V223H237V220H235ZM238 221H239V219H238ZM138 222V221H137ZM141 222V221H140ZM139 222V223H140ZM147 222H148V218H147ZM167 222V223H168ZM215 222V221H214ZM222 222V221H221ZM221 222H220V224H221ZM229 222H231V221H228V223ZM40 223V222H39ZM111 223V222H110ZM112 223H114L113 221H112ZM111 223V224H112ZM115 223H116V221H115ZM115 223H114V225H115ZM123 223V222H122ZM121 223V224H122ZM188 223H190V221H188ZM191 223H193V222H191ZM190 223V224H191ZM207 223V222H206ZM224 223H226V222H224ZM223 223V224H224ZM232 223V222H231ZM234 223V222H233ZM70 224V223H69ZM126 224V223H125ZM125 224H123V225H125ZM129 224V223H128ZM148 224V223H147ZM157 224V223H156ZM210 224H212V223H210ZM214 224V223H213ZM241 224H243V223H241ZM42 226H43V224H41ZM52 225V224H51ZM123 225H122V227H123ZM193 225H194V223H193ZM202 223H201V227H202ZM206 225V224H205ZM214 225H217V227H218V224H214ZM213 225V226H214ZM233 225V224H232ZM245 225H247V226H245ZM40 226V225H39ZM41 226V227H42ZM58 226H59V224H58ZM121 226V225H120ZM136 226V225H135ZM149 226V225H148ZM189 226V225H188ZM198 226V225H197ZM204 226V225H203ZM206 226H208V224L206 225ZM212 225H210V227H211ZM212 226V227H213ZM230 226H231V224H230ZM229 226V227H230ZM239 226V225H238ZM124 227H126V228H129V226L127 227V225L126 226H124ZM147 227V226H146ZM160 227H165L166 229H169V230H166V231H168V232H166L165 231V228L163 229V228H161L160 229ZM171 227V228H170ZM192 227V226H191ZM227 227V226H226ZM235 227V226H234ZM242 227V226H241ZM44 227H42V229H43ZM52 228V227H51ZM55 228V227H54ZM53 228V229H54ZM67 228V227H66ZM114 228H115V226H114ZM134 228V227H133ZM138 228V227H137ZM143 228V227H142ZM149 228L151 229V227H148V229L147 230H149ZM154 228V227H153ZM187 228V229H186ZM203 228V227H202ZM202 228H201V230H202ZM219 228V227H218ZM221 228H222V226H221ZM225 228V227H224ZM45 229V228H44ZM43 229V230H44ZM63 229V228H62ZM132 229V228H131ZM141 229V228H140ZM140 229H138V230H140ZM163 229V230H162ZM186 229V230H185ZM190 229V228H189ZM195 229V228H194ZM193 229V230H194ZM206 229V228H205ZM220 229V228H219ZM226 229V228H225ZM239 229H240V227H239ZM243 229V228H242ZM34 230V229H33ZM129 230H130V228H129ZM134 230V229H133ZM127 231V230H123L122 229V231H123V233H124V235H126L125 236V238L123 239L124 241V244L126 243L127 245L126 246H122L121 245V247H122V249H120V250H125V251H122V252H118L119 254H121L122 256H123V258L124 257H126V262L127 263H130V260L129 259H131L132 258V260H133V263H130V264H159V262L158 261H156L157 259H153L154 257L153 256H151V257H153L152 259H150V258H148V259H150V260H148L147 262H144V261H146L145 259H142V262L141 261H139V258L140 257H142V254L141 255H139V253H138V250H136V247H135V249H133V244L135 243V245L134 246H140V244H141V247L142 246H144L145 244H146V242H147V239L145 240V238H142V237H139V236H141V234H138V232L136 231V229H135V231ZM143 230V229H142ZM142 230H140V232L142 231ZM146 230V231H147ZM196 230H198V227L196 228ZM195 230V231H196ZM231 230V229H230ZM40 231V230H39ZM98 231V230H97ZM172 231V230H171ZM185 231H188V232H185ZM204 231V230H203ZM223 231V230H222ZM249 231V230H248ZM41 232V231H40ZM40 232H39V234H40ZM42 232H44V231H42ZM151 232V231H150ZM194 232V231H193ZM228 232H229V230H228ZM236 232H238V231H236ZM245 232H246V229H245ZM245 232H243L244 234H245ZM36 233V232H35ZM123 233H121V234H123ZM136 233H137V235H136ZM146 233V232H145ZM148 233V232H147ZM196 233V232H195ZM198 233H199V230H198ZM204 233H206V232H204ZM218 233V232H217ZM230 233V232H229ZM232 233V232H231ZM246 233H248V232H246ZM42 234V233H41ZM50 234V233H49ZM143 234V233H142ZM167 234V235H166ZM189 234V233H188ZM249 234V233H248ZM24 235V234H23ZM101 235V234H100ZM152 235V234H151ZM187 235V234H186ZM192 235V234H191ZM204 235V234H203ZM227 235H229V234H227ZM226 235V236H227ZM123 236V235H122ZM136 236H138V237H136ZM188 236V235H187ZM213 236V235H212ZM215 236V235H214ZM107 237V236H106ZM110 237V236H109ZM108 237V238H109ZM126 237L128 238V240H127V242L125 241L126 240ZM153 237V236H152ZM156 237V238H157ZM160 237V238H159ZM190 237H192V236H190ZM189 237V238H190ZM217 237V236H216ZM221 237V236H220ZM229 237V236H228ZM107 238V239H108ZM118 238V237H117ZM123 238V237H122ZM140 238L142 239V240H140ZM155 238V237H154ZM171 238V237H170ZM170 238H169V240H170ZM182 238V239H181ZM188 238V237H187ZM188 238V239H189ZM240 238V237H239ZM242 238V237H241ZM101 239V238H100ZM116 239V238H115ZM137 239H139L140 241H139V243H136L137 242ZM152 239V238H151ZM202 238H200V240H201ZM205 239V238H204ZM210 239V238H209ZM238 239V238H237ZM111 240V239H110ZM120 240V239H119ZM149 240V239H148ZM167 240V239H166ZM168 240V242H167V245L168 246H170V244L172 245V242H170ZM220 240H223V239H220ZM220 240H218L217 239V241H220ZM227 240V239H226ZM225 240V241H226ZM245 240V239H244ZM244 240H243V242H244ZM253 240V241H252ZM49 241V240H48ZM109 241V240H108ZM112 241V240H111ZM159 241V240H158ZM238 241V240H237ZM31 242V241H30ZM101 242V241H100ZM107 242V241H106ZM122 242V243H123ZM170 242V243H169ZM183 242H185V241H183ZM198 242V241H197ZM223 242V241H222ZM221 242V243H222ZM224 243V242H223ZM235 243H236V241H235ZM242 243V242H241ZM249 243V242H248ZM115 244V243H114ZM226 244V243H225ZM229 244V243H228ZM228 244H226V246L228 245ZM237 244H239V246H240V242H238ZM244 244H246V242L244 243ZM35 245V244H34ZM33 244H32V246H34ZM117 245V244H116ZM152 245H155V246H153L152 247ZM166 245V246H167ZM202 245H204V244H202ZM219 245V244H218ZM224 245V244H223ZM223 245H221L223 248H224V246ZM232 245V244H231ZM242 245V244H241ZM250 245V246H251ZM107 246V245H106ZM113 246V245H112ZM201 246V245H200ZM213 246V245H212ZM212 246L211 247H208V248H211L212 249ZM214 246H216L215 244H214ZM225 246V247H226ZM229 246V245H228ZM249 246V245H248ZM249 246V247H250ZM103 247V246H102ZM157 247V248H156ZM184 247H185V249H184ZM230 247V246H229ZM238 247V246H237ZM35 248V247H34ZM115 248V247H114ZM144 248H145V246H144ZM161 248V247H160ZM217 248L218 247H216V249L214 248V251H216V252H219V250H217ZM219 248H220V246H219ZM231 248V247H230ZM250 248H252V247H250ZM22 249V248H21ZM24 249H27L26 247H24L22 250H24ZM116 249V248H115ZM137 249H140V248H137ZM143 248H141V250H142ZM184 249V250H183ZM195 249V248H194ZM194 249H192V250H194ZM222 249V248H221ZM221 249H220V252H221ZM227 249H229V248H227ZM227 249H225V252H227V254H228V252L229 251H226ZM236 249V248H235ZM234 249V250H235ZM14 250V249H13ZM127 250H128V253H127ZM140 250V251H141ZM158 250V251H157ZM191 250V251H192ZM198 250V252H200L199 251V249H197ZM197 250H196V252H197ZM205 250V249H204ZM234 250H233V252H234ZM247 249H246V245H245V251H246ZM18 251V249L16 250V252ZM20 252V254L22 255V252H21V250H19ZM25 251V250H24ZM27 251V250H26ZM32 251H33V249H32ZM31 251V253H33ZM108 251V250H107ZM110 251H111V249H110ZM109 251V252H110ZM118 251V250H117ZM143 251V250H142ZM155 251V250H154ZM189 251V250H188ZM210 251V250H209ZM212 251H213V249H212ZM231 251V250H230ZM242 251H244V249H242ZM244 251V254H246L248 251H246L245 252ZM253 251V250H252ZM53 252V251H52ZM105 252V251H104ZM112 252H113V250H112ZM207 252V251H206ZM224 252V251H223ZM238 252H240V250L238 251ZM258 252V251H257ZM12 253V252H11ZM15 252H13L12 254H14ZM28 253V252H27ZM108 253V252H107ZM114 253H116V252H113V254ZM143 253V252H142ZM145 253V252H144ZM151 253H153V252H151ZM161 252H159L157 255L156 254H154V255H156V256H158L159 254H160ZM184 253V252H183ZM186 253V252H185ZM185 253H184V255H185ZM192 253V252H191ZM191 253H189V254H191ZM204 253H205V251H204ZM212 253V252H211ZM230 254H232L231 252H229ZM241 253V252H240ZM254 253H255V251H254ZM254 253H253V255H254ZM260 253V252H259ZM16 254V253H15ZM14 254V255H15ZM23 254H24V252H23ZM42 254V253H41ZM52 254V253H51ZM55 254V253H54ZM112 254V255H113ZM201 254H202V258L200 257V259L202 260H198V259H194V260H198V261H200L201 262V264L203 263V261H204V264L206 263V262H208L207 264H209V259L207 258V260L208 261H206V260H203V258L204 259H206V256L208 255L207 253H205L206 254V256L203 254V251L201 252ZM215 254H217V253H215L214 252V255ZM226 254V255H227ZM235 254V253H234ZM234 254H232V255H230L231 257L234 255ZM237 254V253H236ZM243 253L241 254V255H243V258H245L244 256H246V255H244ZM249 254H251L250 253V251H249ZM10 255V254H9ZM29 255H32V254H29ZM34 255H35V253L33 254V257H34ZM56 255V254H55ZM111 255V256H112ZM146 255V254H145ZM148 255H151L150 254V252H149V254ZM188 255V254H187ZM211 255H213V254H211ZM210 255V256H211ZM218 255V254H217ZM240 255V256H241ZM247 255H248V253H247ZM257 255V254H256ZM37 256V255H36ZM87 256V255H86ZM110 256V257H111ZM144 256V255H143ZM159 256H161V254L159 255ZM190 256V257H189ZM209 256V257H210ZM219 256V261L221 262V259H220V256L221 257H224V255L222 256V255H218ZM237 256V255H236ZM249 256H251V255H248V257ZM17 257V256H16ZM113 257H115V256H113ZM131 257V258H130ZM148 257V256H147ZM187 258L185 259V261L187 262V263H189L190 262V259H192L193 260V258L192 257H194V258H196L195 256H191V255H188V256H186ZM14 258V257H13ZM36 258V257H35ZM55 258V257H54ZM116 258V257H115ZM118 258H120V257H118ZM122 258V259H123ZM212 258H213V256H212ZM211 258V259H212ZM224 258H227V260L229 259V257H224ZM237 258V257H236ZM257 258H258V256H257ZM256 258V259H257ZM56 259V258H55ZM62 259V258H61ZM81 259V258H80ZM113 259V258H112ZM111 259V260H112ZM234 259V258H233ZM241 259H242V256H241ZM29 260V259H28ZM34 260V259H33ZM118 260V259H117ZM131 260V261H132ZM192 260H191V264H194V261L192 262ZM216 259H215V257L212 259V261H214V262H212V264H214V263H216V261H215ZM230 260V259H229ZM228 260V261H229ZM243 260H246V259H243ZM248 260V259H247ZM262 260V259H261ZM64 261V260H63ZM110 261V260H109ZM120 261V260H119ZM123 261V260H122ZM184 261V260H183ZM198 261H196L197 262V264L199 263L200 264V262H198ZM206 261V262H205ZM219 261H218V263H219ZM222 261H223V259H222ZM242 261V260H241ZM28 262V261H27ZM74 262V261H73ZM114 262V261H113ZM182 262V261H181ZM211 262H210V264H211ZM233 262H235V264H237L236 263V261L234 260ZM232 262V263H233ZM237 262H239V260H237ZM255 262H256V260H255ZM263 262H264V260H263ZM105 263V262H104ZM104 263H101V264H104ZM225 263V262H224ZM229 263V262H228ZM241 263V262H240ZM250 263V262H249ZM76 264V263H75ZM84 264V263H83ZM107 264V263H106ZM112 264V263H111ZM121 264H124V263H122L121 262ZM177 264H179V262L177 263ZM182 264H184L183 262H182ZM196 264V263H195ZM220 264V263H219ZM226 264V263H225ZM229 264H231V263H229Z\"/></svg>",
    "mask_w": 264,
    "mask_h": 264
}]
</instances>
